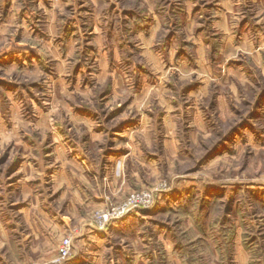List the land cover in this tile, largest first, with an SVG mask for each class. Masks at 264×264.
<instances>
[{"label": "rangeland", "instance_id": "rangeland-1", "mask_svg": "<svg viewBox=\"0 0 264 264\" xmlns=\"http://www.w3.org/2000/svg\"><path fill=\"white\" fill-rule=\"evenodd\" d=\"M184 1L155 0V7L163 12L171 2L183 5ZM123 2L128 6L132 0ZM186 2L193 24L183 33L181 21L175 19L168 30L180 37L181 42L174 38V46L187 52L189 63L159 56L164 49L154 44L158 56L149 55L145 47L137 55L133 42L110 43L115 51L104 56L96 53L94 43H86L91 40L89 34L83 47L76 45L73 55H63V51L62 58L54 57L52 44L38 36V29L44 30L41 23L22 27L17 21L22 16L21 0H14L11 10H7L10 0H0V194L26 195L29 190L21 193L20 182H29L35 193L43 192L48 202L53 199L54 206L58 192L52 182H142L121 196L99 183L92 190L95 199L91 197V203L81 201L77 194V213L93 224L97 210L118 205L133 193L166 185L170 188L157 195L152 206L132 212L158 205L164 208L158 220L177 233L186 232L190 255L199 264H249V253L240 245V219L255 245L264 233V50L262 58L259 54L264 48V0ZM211 5L223 20L217 30L232 36V30H245L238 44L232 42V49L219 55V50L212 55L214 36H218L219 48L221 39L218 31L210 29L216 20L209 11ZM243 10L256 11V17L245 13L252 21L247 28L239 25L246 20ZM166 34L164 29L159 37ZM182 42L192 45L182 46ZM23 47L41 52L42 57L30 51L23 55ZM188 82L197 89L184 93L182 87ZM164 110L174 111L176 120L163 124ZM129 128L133 135L127 133ZM165 132L170 136L165 137ZM130 150L132 154L126 155L120 175L114 178L118 156ZM139 158L155 160L157 169L140 164ZM61 165L62 174L61 170L54 174ZM186 184L192 185L185 191ZM179 195L186 197L187 207L176 200ZM67 198L58 202L59 208L64 209ZM20 203L10 208L15 221L23 224L16 210ZM225 224L235 225L227 249L219 231ZM98 230L102 229L95 227ZM80 232L75 224L57 237L56 259L63 261L70 255L59 256L63 237L71 234L73 240ZM152 247L156 256L158 248ZM158 247L164 264H187L182 258L167 260L162 245ZM153 258L155 264L158 258Z\"/></svg>", "mask_w": 264, "mask_h": 264}, {"label": "crops", "instance_id": "crops-1", "mask_svg": "<svg viewBox=\"0 0 264 264\" xmlns=\"http://www.w3.org/2000/svg\"><path fill=\"white\" fill-rule=\"evenodd\" d=\"M13 1L10 0L7 10L14 9ZM123 1L21 0L22 7L18 8V10L22 11V16L17 21L22 27L26 25L35 27L41 23L44 30L39 28L40 34L38 36L40 39L52 44L53 51L51 52L54 57L62 58L63 51V55H66L67 52L73 55L77 51V47H79L76 45L82 43L84 37L89 34L91 35V40L89 39L86 43H94L96 45L94 48L96 53L101 52L102 55L109 53V51H115L114 47L108 46L110 43L131 44L133 42V50L137 52V55H141V47H145V52L152 57L155 54L163 58L172 56L176 61H187L184 56L185 51L181 49L179 52V48L174 46V38L181 42L180 37L176 32L172 33L170 32L171 30H168L174 24L175 18L181 21V31L183 33L186 31L185 28L188 29L193 24V13L190 12L189 7L187 8L186 0L183 5H171V2V7H165L166 9L163 12L156 9L155 0H132L128 6ZM167 1V3L170 2V0ZM180 5H182L181 10L179 9ZM242 8L241 6V11ZM66 10L68 14L65 13ZM209 11H213L216 17L211 29L213 28L212 30L220 33L221 46L217 54L219 55L227 49H232L233 43L238 44L242 39L241 37L245 35V30H232V33L235 32L234 36L217 30L223 20L222 18L220 19L219 12L214 9L213 5ZM248 11L243 10V18H245V13ZM254 12L246 14L250 15L248 16L249 18L251 15L256 17V11ZM251 23L252 21L246 19L244 23L240 21L239 25L241 27V24H243L247 28L248 24L250 25ZM165 25L167 26L166 30L172 35L171 43L161 54H158L153 44L155 45L156 39ZM197 27L199 26H195V28ZM68 43L71 44L69 48L66 47ZM101 43L103 46L100 45ZM81 46H84L83 43L80 48ZM203 47L206 52L205 43ZM26 48L23 47L22 51L23 55L27 56L28 54L25 51L29 52L30 50ZM87 48L86 46L85 49L89 50ZM253 50L256 51L255 48ZM263 50L264 48L262 47L259 50L260 58H262ZM199 51L203 52V49L200 47ZM31 53L38 58L42 57L41 52ZM196 89L193 87L188 92ZM175 117L174 111L169 114L167 110H164L160 120L165 124L166 122L175 121L177 118ZM143 119L144 116H141L140 124L143 123ZM91 122H93V119ZM135 128L139 129L138 127ZM127 133L133 135L130 128ZM167 136L170 135L166 133L165 137ZM131 151L118 156L117 164L113 168L114 171L112 170L114 178L115 176L118 178V175H120V171L126 161V155H131L133 152ZM142 162L153 170L157 169L156 161L153 159L139 158V163L142 164ZM60 170L62 174V165L54 174ZM108 174V171L105 174L103 173V178L107 179ZM28 183L20 182L22 185V189L20 188L21 193L22 190L27 189V192L29 190L26 195H19L14 198L11 194H0V264H154L153 254L155 251L152 246L156 244L158 248V243L165 250L167 260L170 259V256L174 260L181 258L184 260L176 247L175 231L167 222L164 224L158 220V216L164 211V208L162 209L160 205L152 210L132 212L122 219L112 221L106 228L98 231H94L95 227L93 224L87 222L76 211L77 203H79L77 194L80 195L81 201L91 203L95 199L93 198L95 195L92 190L99 183L103 184L105 189L111 191L112 194L121 196L130 188L137 187L138 183L142 184V182H113L112 180L110 182H52V186L57 188L58 192V195L54 197V200H58L53 201L54 206L51 205L53 199L48 202L49 199L45 197L43 192L35 193L31 189V184ZM191 185L186 184V186H183L184 190L187 187H191ZM178 191L180 193L182 190L179 189ZM65 195L68 198L64 203V209L62 208L63 206L59 208L58 202L61 203ZM178 199H181L182 205L187 202L184 195L177 196L176 200L178 201ZM16 201L19 203L23 202L16 209L18 211L17 214L21 215L23 219V224L15 221V214L10 208ZM167 208L166 206L165 210ZM81 221L84 222L81 223ZM191 221V227L193 228L195 223L193 220ZM75 224L80 226L81 232L72 240L70 255L63 261L56 259L57 237L71 226H75ZM240 245L243 247L241 240ZM247 257L249 258V255Z\"/></svg>", "mask_w": 264, "mask_h": 264}, {"label": "trees", "instance_id": "trees-1", "mask_svg": "<svg viewBox=\"0 0 264 264\" xmlns=\"http://www.w3.org/2000/svg\"><path fill=\"white\" fill-rule=\"evenodd\" d=\"M161 1L162 0H159V3ZM165 3H167V2H165ZM171 5H173V4H171ZM209 7H212V5L209 6ZM179 9L181 10L182 7L179 6ZM211 13L213 14V11H211ZM208 22H211V20H209ZM164 29H167L166 25L163 27V30ZM202 30H204V29H202ZM170 32H168V34H166V37H164V38L157 37L155 45L158 48L165 49V48H167L170 45V43H171L170 42V40H171ZM204 35L206 36L207 34H204ZM217 37H218L217 35L214 36L215 40H214V42H212V46H213L212 55L213 54L215 55L216 52L218 51V48H219V41L217 40ZM207 38L208 37H206V39ZM181 45L182 46H191L192 44H191V42H182ZM185 53H187V52L185 51ZM263 56H264V52H263ZM193 85L194 84L190 83V82L185 83L183 85V87H182V91H184V93H187L190 89H192L194 87ZM214 195L215 196L213 198L215 200L217 195L216 194H214ZM206 197H205V199H207ZM205 199L202 200L203 203H206L204 201ZM206 201H208V200H206ZM186 203H184V207H187V205H185ZM225 223H226V221H225ZM240 224H241V226L243 228V231L241 232L242 244L245 247V249L247 250V252L249 253V264H264V233L260 234L261 235L260 236V242L255 245V241L256 240L250 234H249L250 236H248V232L246 230L245 222H244L243 219H240ZM219 231H220L221 237L223 238L224 246L227 249L228 245L231 243V239H232V237H233V235L235 233V225L233 226V225L230 224V226H228V224L227 225L225 224L223 227H220ZM185 233H186L185 231H183L182 233H177V232L174 233L175 239H176L177 248H179V249L181 248L180 249V253L183 256V258H184V260H185V262L187 264H199V263H197L198 259L196 258V256L190 255L189 242L185 241ZM157 250H158V253H157L156 256H157L158 260L155 261V264H164V261H165L164 258L165 257H164V255L162 253V249L160 247H158ZM153 256L156 257L155 254H153Z\"/></svg>", "mask_w": 264, "mask_h": 264}, {"label": "built area", "instance_id": "built-area-1", "mask_svg": "<svg viewBox=\"0 0 264 264\" xmlns=\"http://www.w3.org/2000/svg\"><path fill=\"white\" fill-rule=\"evenodd\" d=\"M169 188L170 187L163 185L154 190H142L133 193L118 205H112L106 209H99L94 215L93 225L98 229H104L112 220L123 218L135 209L148 208L155 203L157 195L161 192H166ZM71 246L72 237L71 234H68V236L63 237L58 244L59 256L62 258L68 256Z\"/></svg>", "mask_w": 264, "mask_h": 264}]
</instances>
